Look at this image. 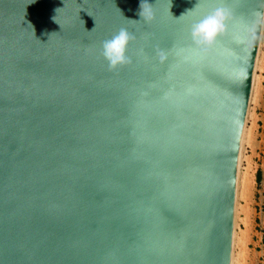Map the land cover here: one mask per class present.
I'll use <instances>...</instances> for the list:
<instances>
[{
    "label": "water",
    "instance_id": "1",
    "mask_svg": "<svg viewBox=\"0 0 264 264\" xmlns=\"http://www.w3.org/2000/svg\"><path fill=\"white\" fill-rule=\"evenodd\" d=\"M147 2L0 0V264H230L264 0Z\"/></svg>",
    "mask_w": 264,
    "mask_h": 264
},
{
    "label": "rangeland",
    "instance_id": "2",
    "mask_svg": "<svg viewBox=\"0 0 264 264\" xmlns=\"http://www.w3.org/2000/svg\"><path fill=\"white\" fill-rule=\"evenodd\" d=\"M261 38L255 83L245 118L247 138L240 160L236 264H264V23Z\"/></svg>",
    "mask_w": 264,
    "mask_h": 264
},
{
    "label": "clouds",
    "instance_id": "3",
    "mask_svg": "<svg viewBox=\"0 0 264 264\" xmlns=\"http://www.w3.org/2000/svg\"><path fill=\"white\" fill-rule=\"evenodd\" d=\"M139 15L145 22H150L154 19V12L147 0H141ZM230 18V10L221 6L212 9L201 19L193 22L190 28L193 46L201 50H207L213 46L217 42L218 37L225 33L227 22ZM134 38L126 28H120L111 38L102 41L101 55L107 61L109 70H114L118 66L131 62V57L128 55V46ZM159 57L163 60L165 54L160 52Z\"/></svg>",
    "mask_w": 264,
    "mask_h": 264
},
{
    "label": "bare ground",
    "instance_id": "4",
    "mask_svg": "<svg viewBox=\"0 0 264 264\" xmlns=\"http://www.w3.org/2000/svg\"><path fill=\"white\" fill-rule=\"evenodd\" d=\"M264 23V16H263V21H262V26ZM262 26H261V30H262ZM261 42H262V38L260 36V40H259V45L257 48V54H256V59H255V64H258V60H259V51L261 48ZM255 64H254V69H253V74H252V80H251V85H250V91H249V97H250V93L252 95L253 92V87H254V83H255V75H254V70H255ZM247 138V127L244 123V129H243V138H242V147H241V155H240V160L242 159L243 156V147L245 144ZM241 167L239 164V173H238V182H237V190H236V199H235V208H234V221H233V235H232V247H231V260H230V264H236L237 262V255H236V251H235V245H236V241H237V231H236V225H237V209H238V197L240 194V187H241Z\"/></svg>",
    "mask_w": 264,
    "mask_h": 264
}]
</instances>
